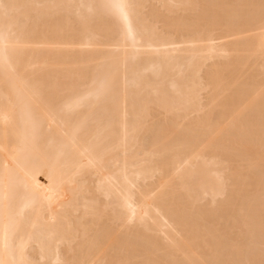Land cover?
<instances>
[{"label":"bare ground","instance_id":"6f19581e","mask_svg":"<svg viewBox=\"0 0 264 264\" xmlns=\"http://www.w3.org/2000/svg\"><path fill=\"white\" fill-rule=\"evenodd\" d=\"M0 264H264V0H0Z\"/></svg>","mask_w":264,"mask_h":264},{"label":"rangeland","instance_id":"374dc122","mask_svg":"<svg viewBox=\"0 0 264 264\" xmlns=\"http://www.w3.org/2000/svg\"><path fill=\"white\" fill-rule=\"evenodd\" d=\"M159 26H161V25H159ZM203 202H204L203 204H205V202H206V203H209V202H210V200L208 201V200H207V198H206V200H205V201H203Z\"/></svg>","mask_w":264,"mask_h":264}]
</instances>
